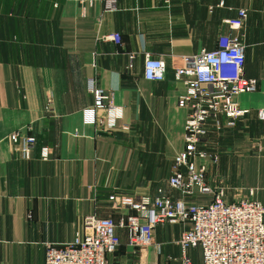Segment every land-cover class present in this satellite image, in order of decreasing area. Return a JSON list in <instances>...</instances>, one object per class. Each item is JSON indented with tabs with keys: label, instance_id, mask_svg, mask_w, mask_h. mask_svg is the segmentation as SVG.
<instances>
[{
	"label": "crops",
	"instance_id": "crops-1",
	"mask_svg": "<svg viewBox=\"0 0 264 264\" xmlns=\"http://www.w3.org/2000/svg\"><path fill=\"white\" fill-rule=\"evenodd\" d=\"M223 1V4H222ZM245 7L243 27L227 19ZM118 31L122 43L105 38ZM239 34L246 44L245 74L258 77L256 91L237 95L244 115L212 121L206 143L219 155L208 162L210 182L230 200L252 197L264 204V0H119L105 11L103 0H0V264H45V243L71 241L84 233L85 216L131 211L112 194L154 195L168 187L173 159L183 148L188 109L180 106L184 83L175 70L221 34ZM163 56L162 80L144 75L145 53ZM134 66L126 68L129 54ZM111 89L124 106L130 131H102L83 122L92 104L87 78ZM35 134L23 158L10 134ZM50 148L47 159L42 146ZM207 203L211 195L188 196ZM31 213V216H29ZM188 222H165L154 242L135 247L118 228L117 264H180L177 243ZM202 264L199 246L187 249Z\"/></svg>",
	"mask_w": 264,
	"mask_h": 264
},
{
	"label": "built area",
	"instance_id": "built-area-1",
	"mask_svg": "<svg viewBox=\"0 0 264 264\" xmlns=\"http://www.w3.org/2000/svg\"><path fill=\"white\" fill-rule=\"evenodd\" d=\"M223 4V1H222ZM105 11H114L119 0H103ZM248 10L241 7L238 15L227 19L231 30L243 27ZM105 38L122 43L120 32L105 34ZM135 54H129L127 69L134 66ZM246 44L239 34H221L218 46L203 48L187 57L175 70V78L184 83L185 91L178 103L188 109L185 121L183 148L173 159L168 187L178 190L175 197L164 187L154 195L112 194L117 203L130 208L118 220L113 216L88 214L86 231L77 233L68 242L45 243V264H117L111 255L121 244L119 227L126 230L128 241L135 247L154 242V230L165 222H188L177 240L181 248L180 264H194L187 249L199 246L202 264H264V204L252 197L230 200L224 186H215L209 180L208 162H217L219 155L206 143L212 130V121L220 123L226 116L229 124L244 115L249 108L240 105L237 95L256 91L259 79L245 74ZM167 65L163 56L144 58V75L153 80L166 77ZM87 88L93 95L92 104L82 110L83 122L102 131L122 129L132 125L124 120V106L117 103L111 89L101 86L95 76L87 78ZM258 115L264 120V108ZM19 145L23 158H30L37 142L35 134L17 129L10 134ZM50 148H41V157L48 158ZM211 195L207 203H198L188 196ZM31 216V213H29Z\"/></svg>",
	"mask_w": 264,
	"mask_h": 264
}]
</instances>
